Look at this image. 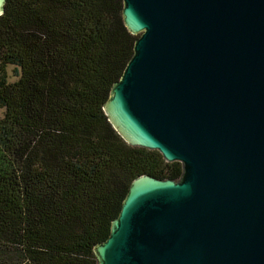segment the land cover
Masks as SVG:
<instances>
[{"label": "water", "instance_id": "1", "mask_svg": "<svg viewBox=\"0 0 264 264\" xmlns=\"http://www.w3.org/2000/svg\"><path fill=\"white\" fill-rule=\"evenodd\" d=\"M122 14L138 37L103 109L182 172L132 180L97 263L264 264V0H123Z\"/></svg>", "mask_w": 264, "mask_h": 264}, {"label": "trees", "instance_id": "2", "mask_svg": "<svg viewBox=\"0 0 264 264\" xmlns=\"http://www.w3.org/2000/svg\"><path fill=\"white\" fill-rule=\"evenodd\" d=\"M123 0H6L0 15V264H98L133 179L180 162L129 145L103 105L137 35ZM9 67H12L9 71Z\"/></svg>", "mask_w": 264, "mask_h": 264}, {"label": "rangeland", "instance_id": "3", "mask_svg": "<svg viewBox=\"0 0 264 264\" xmlns=\"http://www.w3.org/2000/svg\"><path fill=\"white\" fill-rule=\"evenodd\" d=\"M12 67H9V71H11Z\"/></svg>", "mask_w": 264, "mask_h": 264}]
</instances>
